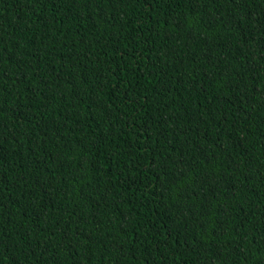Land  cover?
<instances>
[{"label": "trees", "instance_id": "obj_1", "mask_svg": "<svg viewBox=\"0 0 264 264\" xmlns=\"http://www.w3.org/2000/svg\"><path fill=\"white\" fill-rule=\"evenodd\" d=\"M0 264H264V0H0Z\"/></svg>", "mask_w": 264, "mask_h": 264}]
</instances>
